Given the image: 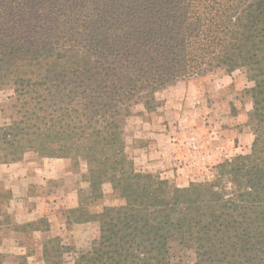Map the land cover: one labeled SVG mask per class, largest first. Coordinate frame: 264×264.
I'll return each instance as SVG.
<instances>
[{"label":"trees","instance_id":"1","mask_svg":"<svg viewBox=\"0 0 264 264\" xmlns=\"http://www.w3.org/2000/svg\"><path fill=\"white\" fill-rule=\"evenodd\" d=\"M217 68H243L253 83L250 153L186 187L137 170L124 119L149 110L157 90ZM5 88L1 163L70 159L85 165L90 199L104 183L119 196L77 221L95 225L86 248L46 240L45 264L69 253L72 264H264V0H0Z\"/></svg>","mask_w":264,"mask_h":264},{"label":"rangeland","instance_id":"2","mask_svg":"<svg viewBox=\"0 0 264 264\" xmlns=\"http://www.w3.org/2000/svg\"><path fill=\"white\" fill-rule=\"evenodd\" d=\"M252 84L243 68L231 72L217 68L157 90L149 110L137 105L123 122L125 151L135 168L157 174L175 186L186 187L192 181L210 178L212 167L219 162L237 154L250 153L254 134L250 120L252 100L247 90ZM11 93L9 88L0 90V124L7 120ZM39 159L36 153L27 152L20 161L27 162L30 167L38 165ZM66 160L68 172L63 179L53 181L58 185L57 191L50 196L49 210L53 216L50 221L47 216L38 217L33 220V226L45 228L50 224L58 234V227L66 219L65 226L68 224V227L51 239L59 237L63 244L86 248L95 225L93 222H74L83 219L82 214L86 212L94 214L102 206L116 205L119 196L109 183H104L102 197L90 199L89 185L81 173L85 165ZM0 168L1 174L3 166ZM30 185L32 188L27 190L30 195L43 193L35 181ZM77 186L78 190L71 195L70 189ZM2 190L8 194L0 196L1 264H45L40 253V240L45 235H29L28 227L26 231L15 229L30 221L15 217L16 211L9 206L10 187L0 179V193ZM51 199L47 198L49 202ZM34 202L36 206L41 205ZM5 211L8 220L2 213ZM63 257L62 264H72L70 253ZM185 259L192 261L193 254L187 252Z\"/></svg>","mask_w":264,"mask_h":264},{"label":"crops","instance_id":"3","mask_svg":"<svg viewBox=\"0 0 264 264\" xmlns=\"http://www.w3.org/2000/svg\"><path fill=\"white\" fill-rule=\"evenodd\" d=\"M67 164L68 162L64 158L45 157H40L38 165L30 167L25 161L0 164V166H3V172L0 174V179L6 181L10 187L12 197L9 200V206L12 208V210L16 211V214H14L15 217H24L25 221H33L38 217L47 216V221H50V216H53V214H51L49 210L50 204L52 203V199L50 198V196L53 194V192L57 191L56 187L58 186L53 181L60 178L63 179L64 174L68 172ZM34 181L35 183H37L38 187H40L43 193H35V195L33 193L31 195L30 193H27L29 187L32 188V185H30L31 182ZM78 188L79 186H77V188L73 190L71 188V195L74 194L73 192H76ZM47 198L49 200L51 199V202H49ZM34 201H36V203H40L41 205L36 206ZM103 207L104 206H102L96 212L101 211ZM74 223L78 224L81 222ZM63 224H60V226L58 227V234L57 232H54L52 227L53 225L48 224L45 228L30 231L31 234L29 235H32L33 233H38V235H45V237L42 239L43 241L40 240V245L42 244V247L45 239L48 240L54 235H61L64 227H68V224L65 226L66 219L65 221H63ZM40 249V253L42 254V248Z\"/></svg>","mask_w":264,"mask_h":264}]
</instances>
